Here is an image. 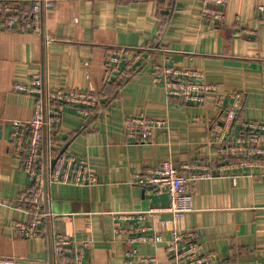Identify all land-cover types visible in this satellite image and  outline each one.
<instances>
[{
	"label": "crops",
	"instance_id": "crops-1",
	"mask_svg": "<svg viewBox=\"0 0 264 264\" xmlns=\"http://www.w3.org/2000/svg\"><path fill=\"white\" fill-rule=\"evenodd\" d=\"M169 10L154 1L59 0L47 11L44 26L54 39L46 50L42 37L30 30L6 28L0 19V256L15 264H53L46 236H17L12 225L26 221L21 209L29 181L10 141L9 120L27 121L35 98L12 91L40 71L45 57L49 83L95 91L101 88L105 53L111 46H140L150 41L167 50L168 64L197 71L219 91L242 93L240 117L264 122V23L257 7L264 0H224L214 5L224 13L221 22L204 18L199 0H172ZM245 28L252 33H241ZM161 55L145 57L121 84L115 98L90 119L83 120L64 107L57 128L59 151L83 156L97 176L90 185L53 183L42 207L55 215L53 229L80 240L90 235L84 264H174L165 250L173 229H194L207 253L234 264H264V168L241 172L233 182L215 173L197 179L190 188L191 211L174 217L168 212L148 214L139 225L145 234L161 236L157 243H137L130 263L124 252L131 244L126 233L114 234L110 212L144 211L168 204L164 189L130 182L131 175L155 168L164 159L214 165L217 151L210 144L211 125L218 108L210 98L203 105L167 98L152 83V63ZM113 87L106 91L113 93ZM143 115L166 121L146 142L128 141L125 117ZM72 136L66 140L67 136ZM42 226L51 228L50 221ZM122 227L130 228L129 221ZM148 228V229H147ZM143 258L153 260L144 261Z\"/></svg>",
	"mask_w": 264,
	"mask_h": 264
},
{
	"label": "built area",
	"instance_id": "built-area-1",
	"mask_svg": "<svg viewBox=\"0 0 264 264\" xmlns=\"http://www.w3.org/2000/svg\"><path fill=\"white\" fill-rule=\"evenodd\" d=\"M57 1L59 0H0V19L6 28L39 33L42 37V48L46 50L47 45L54 39L46 31L44 19L47 11ZM116 1H161L168 10L172 0ZM199 1L202 17L216 22L223 20V11L214 5H221L224 0ZM257 14L264 23L263 5L257 7ZM241 33L252 31L242 28ZM148 54L162 56L161 62L152 63V83L161 87L167 98L174 97L195 105L203 104L208 96L215 99L221 111L211 125L210 144L217 151V160L214 165L185 163L177 167L170 159H164L155 168L131 175L132 184L164 189L168 194V204L162 208L144 211L110 212L112 232L118 235L126 233L125 240L131 244L124 252L127 263L137 255V243L161 241L159 234H145L146 227L140 226L139 222L155 212L164 211L177 217L191 211L190 188L197 179L210 178L218 173L228 176L234 182L241 172L257 166L264 168V122L240 117L242 93L219 91L215 84L204 81L199 72L169 65L167 50L156 41L140 46L108 47L101 88L95 91L52 87L44 57L41 70L34 73L29 81L12 85V91L26 93L35 98L33 115L29 120H9L10 141L15 145L14 153L20 157L21 169L29 181L24 194L26 203L21 208L28 215V219L14 222L12 229L17 236L27 239L46 236L53 264H84L92 238L85 235L77 240L53 229L54 219L58 220L62 215H55L42 207L47 188L53 183L90 186L97 182V176L90 169L85 157L65 151L61 154L55 152L58 141L54 134L60 123L62 110L64 107H71L83 120L91 118L109 101V96L104 92L105 85L123 84L136 71L138 63L145 61ZM5 122L6 119L0 114V127ZM156 128H167L166 121L141 114L127 116L123 121L125 137L132 142L149 141ZM53 159L55 161L52 165ZM43 219L50 221L51 228L42 226ZM122 221H129L130 228L122 227ZM165 250L174 264H234L230 260H220L215 254L205 252L196 231L191 228L173 229ZM0 264H15V259L0 256Z\"/></svg>",
	"mask_w": 264,
	"mask_h": 264
},
{
	"label": "trees",
	"instance_id": "trees-1",
	"mask_svg": "<svg viewBox=\"0 0 264 264\" xmlns=\"http://www.w3.org/2000/svg\"><path fill=\"white\" fill-rule=\"evenodd\" d=\"M156 3H158V4H160L161 5V1H157ZM171 3V1L169 2V4ZM170 6V5H169ZM169 10V9H168ZM108 86H112L113 88V93H108V91H106V89L108 88ZM120 86H121V84H119V85H112L111 83H109V84H107V85H105V87H104V92L109 96V98H115L116 96H117V94H118V89L120 88ZM235 92V91H234ZM227 93V92H226ZM231 93H233V92H231ZM172 99L174 98V97H171ZM208 98H210V99H212L213 101H214V104L216 105V103H215V99L212 97V96H208L206 99H208ZM242 98H243V96H242ZM175 99H178V98H175ZM179 100H181V99H179ZM206 101V100H205ZM205 103V102H204ZM203 103V104H204ZM241 103H242V100H241ZM203 104H201V105H203ZM217 106V105H216ZM218 108V113H220V107H217ZM90 119V118H89ZM56 135H57V131L55 132V134H54V136L56 137ZM72 136V134H69L68 136H67V138L65 139V140H62V141H66V140H68L70 137ZM55 152L57 153V152H59V150L57 149H55ZM217 160V159H216Z\"/></svg>",
	"mask_w": 264,
	"mask_h": 264
},
{
	"label": "water",
	"instance_id": "water-1",
	"mask_svg": "<svg viewBox=\"0 0 264 264\" xmlns=\"http://www.w3.org/2000/svg\"><path fill=\"white\" fill-rule=\"evenodd\" d=\"M67 146H68V145H65V146L59 151V154L63 153V152L66 150ZM54 161H55V159L52 160V165L54 164Z\"/></svg>",
	"mask_w": 264,
	"mask_h": 264
}]
</instances>
